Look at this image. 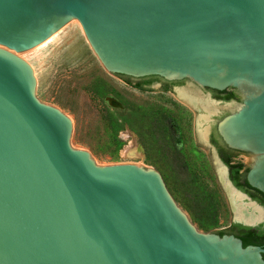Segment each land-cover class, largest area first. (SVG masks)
I'll use <instances>...</instances> for the list:
<instances>
[{"label":"water","instance_id":"95a60500","mask_svg":"<svg viewBox=\"0 0 264 264\" xmlns=\"http://www.w3.org/2000/svg\"><path fill=\"white\" fill-rule=\"evenodd\" d=\"M69 20L107 73L197 110L227 227L197 230L155 170L70 146L19 56ZM0 264H264V0H0Z\"/></svg>","mask_w":264,"mask_h":264},{"label":"rangeland","instance_id":"374dc122","mask_svg":"<svg viewBox=\"0 0 264 264\" xmlns=\"http://www.w3.org/2000/svg\"><path fill=\"white\" fill-rule=\"evenodd\" d=\"M19 56L32 68L35 97L71 120L68 141L72 148L87 151L97 165L133 163L155 170L175 204L201 232L229 225L233 207L213 158L198 137L199 114L178 95L135 90L107 73L77 21L69 20L43 43ZM175 105L189 118V130L180 139H175L173 124L166 121ZM152 110L164 111L159 121L150 117ZM107 116L113 128L108 127L111 121ZM112 136L120 141L117 149L111 143ZM201 190L214 194L207 215L196 203ZM208 223L212 225L205 227Z\"/></svg>","mask_w":264,"mask_h":264},{"label":"flooded vegetation","instance_id":"af4514ba","mask_svg":"<svg viewBox=\"0 0 264 264\" xmlns=\"http://www.w3.org/2000/svg\"><path fill=\"white\" fill-rule=\"evenodd\" d=\"M122 82H124V81H122ZM124 83L127 84L129 87L135 89V90H144V88H139V87L133 86V85H131L129 83H126V82H124ZM158 91H160L162 93H169V92H165V91H161V90H158ZM170 94H173V93H170ZM179 98L182 99L183 101H185V103L188 106H190L191 108H193L197 112V110L185 98H183L181 96H179ZM175 108L176 109H175L174 113L171 112V114L167 115L168 119L166 121L173 124V126H174V128L176 130V132L174 134L175 139H180V137L182 138L184 132L187 133L188 130H189V118H188V113L184 109H182L181 107H179L177 105H175ZM163 113H164V111H162V110L161 111L160 110H156V111L154 110L151 114H153L154 116H157L156 119L159 121L160 120V115H163ZM199 121L201 122L200 115H199ZM169 127L170 126L168 125V129H169ZM198 137L202 141L201 142L202 145H204L207 148L208 156L210 158H212L210 150H209V147H208L207 143L203 139L202 131L199 132Z\"/></svg>","mask_w":264,"mask_h":264},{"label":"trees","instance_id":"16d2710c","mask_svg":"<svg viewBox=\"0 0 264 264\" xmlns=\"http://www.w3.org/2000/svg\"><path fill=\"white\" fill-rule=\"evenodd\" d=\"M123 104H124V102H122ZM168 114H171V112H168ZM151 116V118L153 119H156V117L157 116H154L153 114H150ZM107 119L109 120V121H111V125H109L108 127L109 128H113L112 127V120L110 119V117L109 116H107ZM168 118H166V120H167ZM111 143L113 144V146H114V148L115 149H117V148H119V146H120V141L119 140H117L116 138H115V136H112L111 137ZM211 200H214V194H213V192H203V190H201V192H199L198 194H197V199H196V203H197V206H198V210L199 211H201V212H203V214H206L207 215V213H210L209 212V210H211L210 208V201ZM213 212V211H212ZM207 223V222H206ZM210 225H212L211 223H208V224H206V226L205 227H209Z\"/></svg>","mask_w":264,"mask_h":264},{"label":"bare ground","instance_id":"6f19581e","mask_svg":"<svg viewBox=\"0 0 264 264\" xmlns=\"http://www.w3.org/2000/svg\"><path fill=\"white\" fill-rule=\"evenodd\" d=\"M219 173V172H218ZM220 177V176H219ZM218 177V178H219ZM220 180H221V178H220ZM222 182V181H221ZM223 184V183H222ZM224 186V185H223ZM224 192L226 193V195H227V197L229 198V196H228V194H227V192H226V190L224 189Z\"/></svg>","mask_w":264,"mask_h":264}]
</instances>
